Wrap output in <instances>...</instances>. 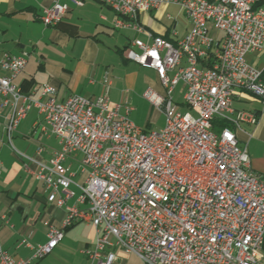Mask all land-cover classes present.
I'll return each instance as SVG.
<instances>
[{
    "label": "built area",
    "instance_id": "obj_1",
    "mask_svg": "<svg viewBox=\"0 0 264 264\" xmlns=\"http://www.w3.org/2000/svg\"><path fill=\"white\" fill-rule=\"evenodd\" d=\"M120 12L117 29H132L151 38L135 39L127 59L156 72L163 94L152 89L145 98L162 109L166 125L145 131L131 119L125 102L112 107L108 92L96 99L72 96L61 103L51 85L39 99L14 84L30 53L0 59V111L10 109L5 132L13 134L32 109L43 116L61 149L49 165L25 170L42 181L48 202L65 210L59 226H51L48 242L36 247L32 259H15L0 240V264H32L42 260L77 223L97 231L94 250L85 254L93 264H114L118 246L144 264H260L264 246V178L251 171L247 146L236 132L256 125L259 117L235 111L234 97L245 91L263 99V74L247 55L264 50V0H96ZM82 6L79 0H70ZM175 5L191 22L190 32L176 45L147 33L139 16ZM69 7L56 3L44 9L46 27H57ZM128 19V22H126ZM223 34L217 41L212 31ZM1 44V41H0ZM136 49L138 51H136ZM215 51L211 67L201 61ZM185 61V66L183 62ZM105 83L109 86L108 79ZM183 86L186 111L175 92ZM230 127L217 133L214 122ZM82 157L87 178L80 196L69 204L73 174L68 158ZM2 163L0 162V170ZM0 218L3 217L0 215Z\"/></svg>",
    "mask_w": 264,
    "mask_h": 264
},
{
    "label": "crops",
    "instance_id": "obj_2",
    "mask_svg": "<svg viewBox=\"0 0 264 264\" xmlns=\"http://www.w3.org/2000/svg\"><path fill=\"white\" fill-rule=\"evenodd\" d=\"M79 1L83 3L80 7L70 0H0V59L6 54L18 56L24 51L30 53L25 70L14 84L35 99L41 97L40 88L44 85H51L57 90L55 98L61 103L72 96L96 99L108 91L111 106L121 105L120 113L123 115L124 103L132 105L129 92H122L124 98L120 103L113 100L112 92L121 84L123 77L128 80L131 61L126 58L125 51L135 39L144 42L152 40L148 35L132 29H117L115 22L118 16L111 7L96 0ZM56 3L67 5L69 10L57 27H46L41 21L44 9ZM139 22L153 37H162L175 45L192 27L190 20L175 5H165L144 13L139 16ZM212 35L217 41L223 38L222 33L214 30ZM214 60L213 50L201 61V66ZM247 61L263 72L264 80V50L247 55ZM182 66H185V61ZM106 79L109 86L105 83ZM157 81L158 91L149 89L163 94L158 78ZM132 108L130 119L134 112ZM234 110L259 115L257 125H243L236 134L239 143L248 148L251 171L264 177L263 101L239 91L234 97ZM9 117V108L0 111V215L3 217L0 218V240L3 248L15 259L30 260L34 250L27 244L33 247L46 244L49 228L60 225L65 210L48 202L49 192L43 182L27 172L25 165L28 159L35 161L30 164L33 171L40 163L49 165L61 146L50 133L43 116L34 108L13 134L15 152L5 132ZM65 165L73 174L74 182L71 190L75 196L69 204H75L80 196L78 185L84 184L87 172L79 154L68 158ZM96 239L97 231L91 224H76L66 231L65 238L50 255L32 264H93L85 251L94 250ZM113 252L117 257L114 264H144L121 247L116 246ZM262 255L260 264H264V246Z\"/></svg>",
    "mask_w": 264,
    "mask_h": 264
},
{
    "label": "rangeland",
    "instance_id": "obj_3",
    "mask_svg": "<svg viewBox=\"0 0 264 264\" xmlns=\"http://www.w3.org/2000/svg\"><path fill=\"white\" fill-rule=\"evenodd\" d=\"M162 38V37H161ZM164 39V38H163ZM166 40V39H165ZM168 41V40H167ZM170 42V41H169ZM130 48V47H129ZM128 48V49H129ZM125 51V56L127 55V51ZM252 54V53H251ZM127 58V56H126ZM251 64V63H250ZM130 68L128 69V80L126 81V77L122 78L121 84L113 90L112 97L113 100L117 103L123 101L124 94L123 91L129 92L128 96L130 97L131 106L134 107V112L131 115L132 121L141 129L148 131H159L163 129L166 125V116L162 109H159L153 106L146 98L145 93L149 88H154L158 91L159 84L157 81L158 76L156 77L155 73L152 70L144 69L142 66L137 65V63L131 61ZM254 66V65H253ZM258 69V68H257ZM259 70V69H258ZM261 71V70H260ZM262 72V71H261ZM263 74V72H262ZM264 81V80H263ZM182 87V88H181ZM22 89V88H21ZM23 90V89H22ZM153 90V89H152ZM155 91V90H154ZM24 92V91H23ZM108 92V91H107ZM106 92V93H107ZM156 92V91H155ZM25 93V92H24ZM158 93V92H157ZM248 93V92H247ZM26 94V93H25ZM109 94V92H108ZM160 94V93H159ZM251 94V93H250ZM28 95V94H27ZM253 95V94H252ZM110 97V95H109ZM256 97V96H255ZM98 98V97H97ZM175 102L178 104L179 109L183 112L186 111V107L183 102V86L179 85L175 92ZM259 98V97H258ZM86 99V98H85ZM261 99V98H260ZM263 101V99H262ZM111 102V101H110ZM264 105V104H263ZM234 108V103H233ZM160 111H159V110ZM162 111V112H161ZM257 115V114H256ZM259 117V115H257ZM222 121V120H217ZM216 122V121H215ZM214 122V123H215ZM227 124L226 127H230V125L226 121H222ZM215 125V124H214ZM257 125V124H256ZM225 127V128H226ZM215 128V126H214ZM224 129V128H223ZM220 131H215L220 133ZM239 131V130H238ZM249 153V152H248ZM251 159V158H250ZM251 165V164H250ZM251 168V167H250ZM258 175V174H257ZM260 176V175H259ZM262 177V176H261ZM264 178V177H263ZM82 223V222H81ZM61 224V223H60ZM79 224V223H77ZM76 225V224H75ZM74 225V226H75ZM93 226V225H92ZM73 227V226H72ZM70 227V228H72ZM94 227V226H93ZM69 228V229H70ZM68 230V229H67ZM66 230V231H67ZM66 233V232H65ZM65 238V237H64ZM63 241V240H62ZM61 241V242H62ZM60 242V243H61ZM59 243V244H60ZM55 250V249H54ZM53 250V251H54ZM50 255V254H49ZM47 257V256H46ZM44 259V258H43Z\"/></svg>",
    "mask_w": 264,
    "mask_h": 264
},
{
    "label": "trees",
    "instance_id": "obj_4",
    "mask_svg": "<svg viewBox=\"0 0 264 264\" xmlns=\"http://www.w3.org/2000/svg\"><path fill=\"white\" fill-rule=\"evenodd\" d=\"M207 63H208V65H205L203 67L209 68L212 66V63H209V61H207ZM214 124H215L214 126H215L216 131H220L221 129H223L227 126V124L225 122H222V121H216Z\"/></svg>",
    "mask_w": 264,
    "mask_h": 264
},
{
    "label": "bare ground",
    "instance_id": "obj_5",
    "mask_svg": "<svg viewBox=\"0 0 264 264\" xmlns=\"http://www.w3.org/2000/svg\"><path fill=\"white\" fill-rule=\"evenodd\" d=\"M113 10L116 12V14H117V16H118L117 19H120V12H117V10H115V9H113Z\"/></svg>",
    "mask_w": 264,
    "mask_h": 264
}]
</instances>
